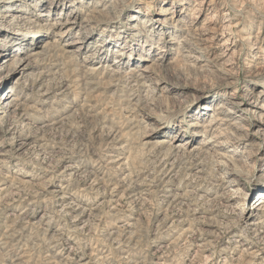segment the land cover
I'll use <instances>...</instances> for the list:
<instances>
[{"label":"rangeland","instance_id":"374dc122","mask_svg":"<svg viewBox=\"0 0 264 264\" xmlns=\"http://www.w3.org/2000/svg\"><path fill=\"white\" fill-rule=\"evenodd\" d=\"M23 1L28 3L23 7L24 19L16 23L8 16V20L29 33L36 29L35 13L49 0ZM97 1L66 0V6L74 2L84 17ZM118 2L114 13L93 14L87 53L70 59L53 45L44 50L26 86L0 87V95L11 93L18 104L16 113L5 112L0 123V264H264V213L251 226L241 223L234 209L244 204V213L255 212L249 206L264 188L263 137L234 142L238 159L234 178L243 190L234 200H230L234 183L224 175L229 169L214 162V154L160 143L184 128L180 142L187 140L189 149L199 145L209 136L203 134L209 117L196 119L193 113L199 104L221 103L235 88L241 96V89L252 87L254 99L264 91V60L260 58L264 57V0ZM59 11L57 7L54 16ZM146 11L160 20L151 27L156 32H149L150 27L140 21ZM134 13L140 19L132 20ZM228 22L236 27L231 28V35H223L221 26ZM79 29L69 30L65 40ZM119 30L125 36L117 49L125 43L135 47V52L121 56L130 62L125 73L117 76L108 70L117 52L105 50L108 54L100 57L93 50L101 31ZM126 32L134 34L130 37ZM46 34L42 30L34 43L43 42ZM160 38L166 45L162 53L157 52ZM197 38L208 41V59L194 45ZM179 44L190 47L189 56L199 55V62L208 65L209 71L183 65ZM224 47L227 54L223 56ZM145 48L148 54L142 55L140 50ZM149 61L164 65L166 71L160 76L172 87L166 101L141 86L137 73ZM228 62L235 63L232 72L238 79L226 87L225 72L218 70L227 68ZM95 63L99 66L96 73L84 76L87 66ZM254 121L249 115L245 128L255 129ZM195 122L196 128L191 126ZM153 131L155 135L146 138Z\"/></svg>","mask_w":264,"mask_h":264},{"label":"bare ground","instance_id":"6f19581e","mask_svg":"<svg viewBox=\"0 0 264 264\" xmlns=\"http://www.w3.org/2000/svg\"><path fill=\"white\" fill-rule=\"evenodd\" d=\"M18 1V2H16ZM38 1V0H35ZM36 3V2H35ZM38 3V2H37ZM119 3L118 0H99L95 4V8L92 10H88L86 16L81 17V12L78 9V5H73L74 2L69 3L66 6V0H49L47 3V6L41 8V10L36 16V25L35 30L38 32L36 35L34 31L29 33H24L20 30L18 25L13 26L14 23H11L12 21L8 20V16H12L13 21L16 20V23H18L22 18L24 12L23 7L26 4L23 0H0V10H2L4 13L0 14V56H3L2 60L0 61V87L1 88H8L9 84H23L26 86L27 79L31 76V70L34 68L36 64H38L40 61H42V57L44 56V50L50 49V47L53 45H56L57 48L62 52V54H66V56L70 59L75 58V56L84 53L88 51L87 48L90 46V37H87V34L89 33V26L90 22L94 19V13L100 14V13H110L115 12L116 10V4ZM121 3L125 4L123 1ZM28 4V3H27ZM26 4V6H27ZM71 5V6H70ZM94 5V4H93ZM60 8V11L57 15L54 16V11L56 8ZM64 9V10H63ZM68 9L67 12L65 10ZM90 11V12H89ZM139 11V10H137ZM11 12V13H10ZM104 15V14H103ZM102 17V16H101ZM105 17V16H103ZM4 18V19H2ZM11 18V19H12ZM28 18V17H27ZM109 18V17H105ZM140 19V16L137 14H132L131 19ZM32 19V18H31ZM111 19V17L109 18ZM28 20V19H27ZM97 23L102 24L103 21L97 20ZM144 25L149 28V32H156L155 28L151 29L153 27V24H156L157 22L160 24V20L154 18L151 16V13L149 11H146L144 15H141V20ZM112 22V21H110ZM10 23V24H9ZM27 23V22H26ZM140 23V22H139ZM34 24V23H33ZM79 26V30L76 32V34L73 36L70 40H65V35L71 30L72 28H75ZM21 27V26H20ZM236 27V25H231L229 22L227 24H223L221 26V30L223 31L221 34L231 35L232 31L231 28ZM19 28V29H18ZM133 28V26L128 27ZM46 30V36L49 34V36L46 37V39L36 44L34 43V38H40V32ZM26 31V30H25ZM226 31H229V33H226ZM174 32V31H173ZM134 33L133 32H126V35L132 37ZM125 34H123L122 31H118L115 33L108 34L105 31L100 32V36L98 38V42L94 46L93 52L97 53L100 57H105L107 52L110 49H114L113 51H116L117 54L114 57V60L109 65V69L116 75L120 73L121 71L124 72L123 69L127 68V63L130 62H124L121 59V56L126 53L128 56H132V51L135 52L134 48H129L125 43H123L122 48H118V45L122 43V40L124 38ZM192 38V37H191ZM188 40V39H185ZM169 41V40H168ZM92 42V41H91ZM164 41H161V38L159 39L158 46L160 50H157L158 53H162L165 49ZM130 43V41H129ZM184 43V42H183ZM208 41L204 38H197L194 40V45L204 51L205 58H209V48ZM188 44V43H187ZM228 44L226 40H224L223 45ZM255 43H251V45H254ZM135 45V44H134ZM190 45V44H189ZM28 46H31V50L29 52H26V48ZM226 46V45H225ZM141 47V46H140ZM193 47V46H192ZM148 48V47H147ZM149 49V48H148ZM148 49L140 50V53L142 55L148 54ZM178 53L181 57V62L183 65L187 67H193L198 72H204L208 70V65H202L198 59H200L199 55L195 56H189L188 51L190 47L185 48L182 44L178 46ZM223 53H221L223 56L226 55L225 47L223 48ZM227 49V47H226ZM107 50V52H105ZM126 51V52H123ZM52 52V50H51ZM93 52L91 54H93ZM50 53V52H49ZM235 52H232L229 57L232 58V55ZM46 54V53H45ZM90 54V55H91ZM94 55V54H93ZM65 56V55H64ZM49 57V56H48ZM44 58V57H43ZM79 58V57H77ZM76 58V59H77ZM87 58V57H86ZM91 58V57H90ZM140 58H144V56H140ZM162 56H157L154 58V60H160ZM193 58V59H191ZM253 58H256L255 55H253ZM262 60H264V57H260ZM100 59V58H99ZM146 59V58H145ZM144 60V59H143ZM261 60V61H262ZM52 61V60H51ZM55 61V60H54ZM71 61V60H70ZM78 63V60H76ZM80 61V60H79ZM47 62V61H46ZM72 62V61H71ZM150 62V61H149ZM84 62H82L83 64ZM111 63V62H110ZM235 63H227L225 66L227 68H223L224 70H218L222 73L225 72V85L226 87H229V85L236 84L238 79L237 73L232 72V69H235ZM40 65V64H39ZM46 65V64H45ZM74 65V63H73ZM100 65V64H99ZM108 65V64H107ZM103 66V65H102ZM39 67V66H37ZM86 70L83 72L84 74H93L94 72L98 70L99 66L97 63L90 64L87 66ZM108 67V66H107ZM129 67V66H128ZM40 68V67H39ZM74 68V67H73ZM131 68V67H130ZM64 69V68H63ZM41 70V69H40ZM55 70V69H54ZM100 70V69H99ZM134 70V68H133ZM165 68L164 65L161 64V62H158L157 64L153 61L150 63L145 64L137 73L138 78L141 79V86L147 87L152 94V96L160 97L159 99H162L163 101H166L168 97V92L172 90V87L169 86V84H166L165 77L160 76V73L164 72ZM58 71V70H57ZM66 71V70H65ZM75 71V70H74ZM74 71H71L70 74H74ZM127 71V70H126ZM138 71V70H137ZM136 71V72H137ZM166 71V70H165ZM209 71V70H208ZM59 72V71H58ZM105 72V71H104ZM107 72V70H106ZM131 72V71H130ZM135 72V71H134ZM47 73V71H46ZM102 73V72H100ZM125 73V72H124ZM166 73V72H165ZM264 73V71H263ZM38 74V73H37ZM82 74V73H81ZM108 74V73H107ZM224 74V73H223ZM261 74V73H259ZM253 75V77H256L257 75ZM54 75V74H53ZM101 75V74H100ZM115 75V76H116ZM126 75V74H125ZM130 75V73H129ZM43 76V75H42ZM85 76V75H84ZM97 76V75H96ZM107 76V75H106ZM113 76V77H115ZM118 76V75H117ZM49 77V76H47ZM77 77V76H76ZM90 77V76H89ZM112 77V76H111ZM129 77V76H127ZM126 77V78H127ZM68 78V77H67ZM84 78V77H83ZM88 78V77H87ZM93 78V77H92ZM96 78V77H95ZM110 78V77H109ZM108 78V79H109ZM132 78V76H131ZM46 79V78H45ZM107 79V77L105 78ZM111 79V78H110ZM134 79V78H133ZM167 79V78H166ZM83 80V79H82ZM89 80V79H88ZM92 81V79H90ZM135 80V79H134ZM169 80V79H168ZM76 81V80H75ZM22 82V83H21ZM45 82V81H44ZM80 82V81H79ZM87 82V81H86ZM115 82V81H114ZM132 82V81H131ZM139 82V83H140ZM69 83V82H68ZM111 83V82H110ZM119 83V81H118ZM134 83V82H133ZM39 84V83H38ZM89 84V83H87ZM94 84V83H92ZM36 86V85H35ZM64 86V85H63ZM113 86V85H112ZM140 86V87H141ZM63 88V87H62ZM91 88V87H90ZM48 89V87H47ZM145 89V88H144ZM237 88H235L225 101H222L218 104H213V102H204L198 105V111L195 110L193 113L196 115V119L201 116H207L209 119L203 124V134H209V136L204 137L199 145L192 146L189 149V142L187 140H184L180 142L179 139L183 137V131L186 130L184 128H181L177 131V133L171 135L169 139H167L165 142H160L161 144L166 143L169 146H172L176 149H182V150H196V148H202L205 149L206 152H210L214 154L217 159L214 162L217 163H223L224 168L229 169L228 172L225 171L226 177H230V180L233 181L234 185L233 191L234 193L230 196V200L238 199V194L242 193L243 190L240 187L241 182L238 179H235V173H236V161L238 159L235 155L236 148L233 146L235 145L234 142H237L241 138H245V141L248 140L251 136L261 135L264 139V103L261 102L264 100V91H259L257 98L254 99V90L252 87H246L244 89H241L242 94H238ZM29 90V89H28ZM46 90V89H45ZM73 90V89H72ZM94 90V89H92ZM11 91V90H9ZM83 91V90H82ZM111 91V90H110ZM41 92V91H40ZM144 92V91H143ZM1 93V92H0ZM42 93V92H41ZM101 93V92H100ZM128 93V92H127ZM43 94H45L43 92ZM95 94V93H94ZM125 94V93H124ZM13 94L8 93H2L0 95V123L2 122L4 118L5 112H12L13 114L16 113V110L18 109V104L15 103V98L12 96ZM28 95V94H27ZM133 96V95H132ZM101 97V96H100ZM87 98V97H85ZM128 98V97H127ZM154 98V97H153ZM152 98V99H153ZM261 98V100H259ZM110 100V99H109ZM146 101V100H145ZM144 101V102H145ZM149 101V100H148ZM147 101V102H148ZM154 99L152 100L151 104L154 105ZM215 101V100H214ZM19 102V101H18ZM88 103V102H87ZM135 103V102H134ZM22 104V103H21ZM28 104V103H27ZM119 104V103H118ZM147 104V103H146ZM145 107V106H144ZM107 108V107H106ZM154 109V108H153ZM27 110V109H26ZM21 111V110H20ZM132 111V110H131ZM87 113V112H86ZM7 115V114H6ZM95 115V114H92ZM125 115V114H124ZM123 115V116H124ZM133 115V114H132ZM251 116L255 119V129L249 128L246 129V122H248V116ZM14 116V115H13ZM178 116H181L179 114ZM7 118V117H6ZM95 118V117H94ZM141 118V117H140ZM171 118V117H170ZM176 118V117H175ZM149 119V118H148ZM13 120V119H12ZM102 120V119H101ZM170 120V119H169ZM147 121V120H146ZM26 122V121H25ZM23 123V122H22ZM15 124V123H14ZM104 124V123H103ZM148 124V123H147ZM198 125L196 122L193 123L191 126L195 127ZM11 126V125H10ZM106 126V125H105ZM169 126V125H168ZM16 127V126H15ZM24 127V126H23ZM2 128V127H1ZM9 128V127H8ZM110 128V127H109ZM172 126H170V129ZM196 128V127H195ZM14 130V129H13ZM157 130H160L158 128ZM115 131V130H114ZM5 133V132H4ZM202 134V135H203ZM16 135V134H14ZM154 131L151 132V134H148L146 138L151 139L152 136H154ZM203 135V136H205ZM18 141V140H17ZM16 141V142H17ZM179 141V142H178ZM21 142V141H20ZM22 143V142H21ZM25 143V142H24ZM4 144V143H3ZM113 144V143H112ZM159 144V143H158ZM264 145V143H263ZM17 146V145H16ZM20 146V145H19ZM22 146V145H21ZM129 146V145H128ZM11 148V147H10ZM129 149V148H128ZM201 149V150H202ZM17 150V149H15ZM174 150V149H173ZM123 151V150H122ZM175 151V150H174ZM264 151V148H263ZM3 153V152H1ZM135 153V152H134ZM199 153V152H198ZM110 154V153H109ZM114 154V152H113ZM132 154V153H131ZM118 155V154H117ZM193 155V154H192ZM102 156V155H101ZM118 157V156H117ZM148 157V156H147ZM206 157V156H205ZM239 157V156H238ZM116 158V157H115ZM162 158V157H161ZM213 158V157H212ZM152 159V158H151ZM175 159V158H174ZM109 160V159H108ZM125 160V159H124ZM153 160V159H152ZM177 160V159H176ZM180 160V159H179ZM117 161V160H116ZM145 161V160H144ZM105 162V160H104ZM240 162V161H239ZM114 163V162H113ZM109 164V163H108ZM130 165V164H129ZM139 165V164H138ZM145 165V164H144ZM216 165V164H215ZM72 166V165H71ZM203 167V166H202ZM114 168V167H113ZM138 169V168H137ZM140 169V168H139ZM199 169V168H198ZM203 169V168H202ZM226 169V170H227ZM197 170V169H196ZM201 170V169H200ZM199 170V171H200ZM221 170V169H219ZM223 170V169H222ZM134 171V170H133ZM150 171V170H149ZM194 172V171H193ZM219 172V171H218ZM196 173V172H195ZM220 173V172H219ZM216 173V174H219ZM191 175V174H190ZM197 175V174H196ZM123 176V175H122ZM161 177V176H160ZM159 177V178H160ZM185 177V176H184ZM225 177V178H226ZM109 178V177H108ZM130 179V178H129ZM221 179V178H220ZM97 180V179H96ZM113 181V180H112ZM159 181V180H158ZM204 181V180H203ZM41 182V181H40ZM94 182V181H93ZM200 182V181H199ZM219 182V181H218ZM217 182V184H218ZM229 182V181H228ZM95 183V182H94ZM100 183V182H99ZM182 183V182H181ZM48 184V183H46ZM114 184V182H113ZM154 184V183H153ZM216 184V183H215ZM101 186V185H100ZM117 186V185H116ZM263 185H259L261 187ZM197 187V186H196ZM110 188V187H109ZM142 188V187H141ZM194 188V187H193ZM97 189V188H96ZM126 189V188H125ZM160 189V188H159ZM145 190V189H144ZM154 190V189H153ZM175 190V189H174ZM231 190V189H230ZM61 191V190H60ZM126 191V190H125ZM206 191V190H205ZM224 191V190H223ZM15 192V191H14ZM153 192V191H152ZM42 193V192H41ZM179 193V192H178ZM200 194V193H199ZM245 194V193H244ZM120 195V194H119ZM2 196V195H1ZM0 196V197H1ZM195 196V195H194ZM257 202L249 206V211H255L253 214L248 215L247 212H243L244 204H240V207L235 206L234 209L239 214V221L246 225H254L256 219H260L262 214L264 213V188L261 190H258L257 193ZM22 197V196H21ZM26 197V196H25ZM143 197V196H142ZM223 197V196H222ZM221 197V199H222ZM229 197V196H228ZM57 198V196L55 197ZM140 198V197H139ZM146 198V197H145ZM196 198V197H195ZM220 198V197H219ZM226 198V197H225ZM240 198V197H239ZM59 199V198H58ZM115 199V198H114ZM43 200V199H42ZM60 200V199H59ZM4 201V200H3ZM58 201V200H57ZM71 201V200H70ZM6 202V201H5ZM75 202V201H74ZM120 202V201H119ZM28 203V202H27ZM63 203V202H62ZM82 203V202H81ZM116 203V202H115ZM180 203V202H179ZM56 204V203H55ZM64 204V203H63ZM73 204V203H72ZM77 204V203H76ZM19 205V204H18ZM71 205V204H70ZM167 205V204H166ZM66 206V205H65ZM112 206V205H111ZM122 206V205H120ZM61 207V206H60ZM75 207V206H74ZM82 207V206H81ZM86 207V206H85ZM193 207V206H192ZM69 208V207H68ZM87 208V207H86ZM117 208V207H116ZM38 209V208H37ZM80 209V208H79ZM84 209V208H83ZM106 209V208H105ZM190 209V208H189ZM67 210V209H66ZM75 211V210H74ZM83 211V210H82ZM116 211V210H115ZM233 211V209L231 210ZM243 212V213H242ZM234 213V212H233ZM187 214V213H186ZM231 214V213H230ZM237 214V215H238ZM23 215V214H22ZM25 215V214H24ZM129 215V214H128ZM234 215V214H233ZM232 215V216H233ZM255 218H250V217ZM20 217V216H19ZM121 217V216H120ZM231 217V216H230ZM236 218V217H234ZM263 218V217H262ZM257 220V221H258ZM164 221V220H163ZM234 221V220H233ZM255 221V222H254ZM45 222V221H44ZM114 222V221H113ZM237 221H235L236 224ZM260 223V222H259ZM258 225V224H257ZM62 226V225H61ZM232 227V226H231ZM239 227V226H238ZM257 227V226H256ZM263 227V226H262ZM108 228V227H107ZM135 228V227H134ZM247 228V227H246ZM254 228V227H253ZM259 228V227H258ZM230 229V228H229ZM6 230V229H5ZM101 230V229H100ZM115 230V229H114ZM128 230V229H127ZM256 230V229H255ZM121 231V230H120ZM132 231V230H131ZM264 231V230H263ZM256 232V231H255ZM58 233V232H57ZM6 234V233H5ZM120 234V233H119ZM127 235V234H126ZM177 235V234H176ZM256 235V233H255ZM264 235V234H263ZM50 236V235H49ZM54 237V236H53ZM113 237V236H112ZM152 237V236H151ZM105 238V237H104ZM237 240V239H236ZM259 240V239H258ZM244 242V241H243ZM97 243V242H96ZM232 243V242H231ZM264 243V242H263ZM241 244V243H240ZM1 245V244H0ZM249 245V244H248ZM259 248V247H258ZM163 249V248H162ZM27 250V249H26ZM72 250V249H71ZM121 250V249H120ZM169 250V249H168ZM23 251V250H22ZM163 251V250H162ZM241 251V250H240ZM245 251V250H244ZM248 251V250H247ZM246 251V252H247ZM252 251V250H251ZM250 251V252H251ZM257 251V250H256ZM260 252V251H258ZM48 253V252H47ZM253 254L256 252H252ZM247 254V253H246ZM252 254V255H253ZM258 254V253H257ZM3 255V254H2ZM108 255V254H107ZM249 255V254H248ZM259 255V254H258ZM19 257V256H18ZM105 257V256H104ZM245 257V256H244ZM256 258V256H254ZM67 258V257H66ZM13 259V258H12ZM141 259V258H140ZM250 259V258H249ZM254 259V258H253ZM260 259V258H259ZM98 260V259H97ZM255 260V259H254ZM18 262V261H17ZM21 262V261H20ZM36 262V261H35ZM43 262V261H42ZM251 263V262H250ZM80 264V263H78ZM223 264V263H221Z\"/></svg>","mask_w":264,"mask_h":264}]
</instances>
